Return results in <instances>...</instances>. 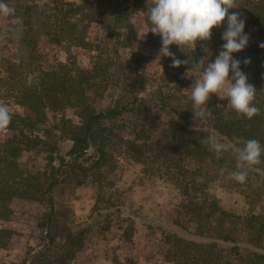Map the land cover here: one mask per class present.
Masks as SVG:
<instances>
[{
  "label": "trees",
  "instance_id": "obj_1",
  "mask_svg": "<svg viewBox=\"0 0 264 264\" xmlns=\"http://www.w3.org/2000/svg\"><path fill=\"white\" fill-rule=\"evenodd\" d=\"M3 2L14 11L7 14L6 29L0 27L1 44L7 50L0 51V83L7 85L3 96L22 112L11 114L8 128L0 132V220L8 219L15 199L43 208L36 227L43 243L29 264H71L84 247L85 235L73 229L70 209L61 197L91 180L97 190L93 213L109 210L112 176L122 159L150 168L180 193L174 225L189 237L165 235L168 264H264V208L261 215L243 217L220 205L210 194V182L220 172L231 176L236 170L235 153L229 149L217 159L203 143L214 134L227 144L239 137L256 139L264 146V48L260 47L264 44V0L247 3L256 40L234 54L241 71L251 75L259 114L252 120L238 118L227 107V100L208 101L212 114L205 123H198L196 131L189 97L181 99L168 90L169 85L149 90L140 69L128 75L121 50L130 52L133 65H145L147 59L137 52L133 29L117 8L106 5L105 0ZM145 22L149 29L147 15ZM80 24L109 26L111 30L101 42L108 49L94 45L83 34L76 35ZM42 38L56 46L93 53V66L82 67L78 55L70 50L66 62L44 55L39 51ZM222 45L214 32L210 41L186 48L185 53L173 45L172 53L181 60L189 59V65L173 68L172 60L163 57L166 71L177 78L201 58L205 57V65L214 62L213 49H222ZM146 47L159 53L161 38L149 32ZM246 58L250 64L244 63ZM109 92L113 94L110 106L99 110ZM69 111L78 122L68 117ZM160 114L168 121L155 140L151 118ZM66 143L70 146L64 151ZM26 152L34 153L44 167L23 170L19 159ZM261 161L257 167L264 169V154ZM194 170L202 173L201 181L191 176ZM245 182L264 184V175L250 171ZM250 184L241 185L242 191ZM14 235L0 229V249L7 248Z\"/></svg>",
  "mask_w": 264,
  "mask_h": 264
},
{
  "label": "rangeland",
  "instance_id": "obj_2",
  "mask_svg": "<svg viewBox=\"0 0 264 264\" xmlns=\"http://www.w3.org/2000/svg\"><path fill=\"white\" fill-rule=\"evenodd\" d=\"M31 1L40 4L81 3L80 0ZM105 1L106 5L117 8L124 14L126 25L133 29V34L136 36L137 52L147 59L145 65H133L130 52L121 50L123 57L127 59L125 67L128 75H133L137 69H140L148 79L149 90L161 85L164 87L169 85L168 90L174 91L181 99L185 100V97H190V88L194 84V79L198 78V73L190 71L176 78L166 71V63L163 59L153 64L158 52L146 47L147 0ZM250 1L258 0H236L238 8L231 11L239 13L245 20V34L249 36V43H253L256 40V29L249 22L247 13V3ZM6 17L7 15L0 13V27L5 29L9 23ZM226 28L227 21L222 27L213 29L215 39L223 44L225 42L222 35ZM110 30V27L105 24L89 26L80 24L76 35L83 34L91 43L106 50L108 47L101 42ZM1 40L2 37H0V51L7 53ZM69 50L72 54L78 55L82 67L89 69L93 66L91 60L94 54L89 51L75 47L69 49V45L56 46L46 38H42L39 44L41 53L60 62H66ZM220 51L219 48L213 49L211 56L216 59ZM245 74L250 83V73ZM1 76L3 74L0 69V78ZM171 79L173 83L170 82ZM175 79L178 83H175ZM3 90H7V85L2 86L0 83V105H7L11 114L21 113L22 110L7 98L8 96H3ZM112 96L113 94L109 92L106 98L99 103L98 109H107L112 102ZM213 100L221 99L213 94L209 101ZM67 115L75 122L79 121L73 112L69 111ZM151 121L152 138L158 140L162 130L165 129L168 118L164 114L154 115ZM69 146L70 143L64 144L63 150L66 151ZM19 163L23 170L44 167L42 160L34 153H24ZM191 176L201 181L202 173L194 170ZM112 181L110 191L112 199L107 203L109 210L100 214L93 213L97 205V190L91 180L65 192L61 197L62 203L70 209L73 229L76 232L82 231L85 235L84 247L71 264H168L165 260L167 251L165 235L178 233L180 236L189 237L174 225L175 209L180 199L177 187L160 179L150 168H145L131 159L120 160ZM244 184L247 186L250 183H238L231 176L220 172L210 182V194L215 196L228 212L243 217L252 214L261 215L264 208V184L255 182L250 184V188L242 191L240 186ZM10 209L11 214L8 219L0 220V229L11 230L15 235L7 248L0 249V264H29L32 256L42 247L43 242L36 227L43 208L37 203L15 199L11 202Z\"/></svg>",
  "mask_w": 264,
  "mask_h": 264
},
{
  "label": "clouds",
  "instance_id": "obj_3",
  "mask_svg": "<svg viewBox=\"0 0 264 264\" xmlns=\"http://www.w3.org/2000/svg\"><path fill=\"white\" fill-rule=\"evenodd\" d=\"M236 8V0H147L148 33L160 37L162 43L153 64L163 57H169L173 68L189 65V59L177 58L171 47L176 45L183 53L186 48L194 49L198 43L210 41L213 29L222 27L227 21L222 35L225 43L215 61L209 60L205 65V57L201 58L188 71L199 74L190 88L189 97L192 101L194 131L198 123H205L211 116L207 104L213 94L227 100V107L238 118L252 120L260 112L254 103L257 90L241 71V62L234 58V54L244 51L249 43V36L245 34V20L239 13L231 11ZM13 11L0 0V13L7 15ZM260 47L264 48V44ZM244 63L247 65L251 61L246 58ZM11 119L8 106L0 105V132L8 128ZM203 143L217 159L229 149L235 153L236 170L231 172V178L236 182L244 183L250 171L264 175V169L257 167L262 163L261 156L264 154V146L258 140L236 137L232 144H227L216 135L209 134Z\"/></svg>",
  "mask_w": 264,
  "mask_h": 264
}]
</instances>
